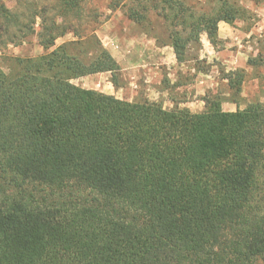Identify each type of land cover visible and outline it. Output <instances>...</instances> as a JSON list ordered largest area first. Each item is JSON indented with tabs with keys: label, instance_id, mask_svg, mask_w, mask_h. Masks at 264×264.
<instances>
[{
	"label": "trees",
	"instance_id": "1",
	"mask_svg": "<svg viewBox=\"0 0 264 264\" xmlns=\"http://www.w3.org/2000/svg\"><path fill=\"white\" fill-rule=\"evenodd\" d=\"M56 2L62 23H81V0ZM218 3L201 14L193 0H110L109 9L139 25L157 18L163 36L146 34L184 63L190 45L203 34L216 44L218 25L243 11ZM35 17L50 50L67 27L46 25L43 10ZM0 18L18 25L1 0ZM89 32L0 66V264L264 261V100L240 109L246 71L229 73L232 97L207 96L201 113L127 102L72 83L121 70ZM263 64L261 54L248 60ZM226 102L239 109L224 112Z\"/></svg>",
	"mask_w": 264,
	"mask_h": 264
},
{
	"label": "rangeland",
	"instance_id": "2",
	"mask_svg": "<svg viewBox=\"0 0 264 264\" xmlns=\"http://www.w3.org/2000/svg\"><path fill=\"white\" fill-rule=\"evenodd\" d=\"M81 1L84 14L81 23L76 24L74 20L61 22V18L56 16L57 12L54 10V7L57 6L56 0H1L5 9L18 20V25H8V23L2 22L0 18V30L3 31H0V38L5 42L0 46V66L7 69L9 60L13 58H37L47 55L64 44L78 41L79 39L77 40L71 32L82 34L84 37L91 34L89 31L93 29V35L97 37L101 45L119 60L121 70L115 75L104 73L73 80L72 83L80 88L115 96L127 102L149 100L153 103L162 104L166 110L182 109L179 104L171 108L167 102H190L195 97L200 98L203 92L206 94L205 99L207 96L218 94L221 95L222 99L223 97H232L229 95L231 92L225 77L234 71H228L224 66H219V69L213 70L216 74L215 72L212 73V67L217 65L216 63L213 64L211 60L201 58L203 53H200L199 44L190 45L185 58L187 61L194 60L193 63L196 64L199 71L208 72L211 77L216 75L212 77V80L209 79L211 84L200 87L196 77L182 75L179 79L181 81L172 85L168 80L170 71L166 70V66H161L158 52L152 47H148L145 41L147 39L155 40L146 34L151 28L163 36L165 29L162 28L161 21L153 17L151 25H139L127 17V9L110 10V0ZM226 1L240 3L242 6L243 11L238 16L237 21L233 23L237 27L240 25V29L249 31L264 22V0H257L258 3L251 0ZM193 2L194 6L198 5V14H201V11L210 12L219 8L218 0H193ZM41 10L44 11V18L47 20L46 25L53 19L57 21V25L67 27L66 34L58 38L55 47L50 50H46L39 40L43 24L42 20L36 19L35 16ZM85 30L88 32L85 33ZM259 43H261V48L258 50L260 52L251 56L250 59L258 57V54H261L264 59V34ZM158 45L162 46L160 43ZM92 49H95L94 46ZM88 52L90 51L88 50ZM245 71L246 84L248 82H253V84L248 89L244 87L246 84L243 85L241 97L238 98H241V109L245 108L251 101L264 100V64L256 67L250 66L249 70ZM111 83L117 86H113L114 84ZM178 84L189 86V88L175 90L174 88ZM256 264H264V261H259Z\"/></svg>",
	"mask_w": 264,
	"mask_h": 264
},
{
	"label": "crops",
	"instance_id": "3",
	"mask_svg": "<svg viewBox=\"0 0 264 264\" xmlns=\"http://www.w3.org/2000/svg\"><path fill=\"white\" fill-rule=\"evenodd\" d=\"M258 25L257 27L252 28L249 31H244L239 28L240 25H238L237 27L236 24L233 25V24H227L225 22H221L218 25V32H217L218 42L216 44L211 43V41L209 40L206 34H203L201 36L199 43L200 53H203V57L201 58L206 60H211L213 64L216 63L217 65L212 67V71H211L212 73H214L215 71L213 70H216L219 66H224L228 71L249 70L248 60L250 59L251 56L260 52L258 51L261 48L260 47L261 43L259 42L260 39L263 38V34H264V22H261V24ZM145 41L147 42L148 47H152L158 52L159 59H161L160 60L161 66L163 67L166 66L165 67L166 70L170 71V74L168 75L169 76L168 80L171 82L172 85L178 83L182 75H192L196 77L195 79L196 81H198V85H200V87L202 86L204 87L208 84H211L209 79L212 80V77L216 76L214 75L211 77L208 72L199 71L196 68V64L193 63L194 60L193 61L189 60L184 63H178L174 50L170 46H159L157 41L152 39L151 40L147 39ZM201 58L199 59L203 60ZM114 59L120 65L119 60H117V58L115 57ZM244 84H246V81L244 82ZM252 84L253 82H248L246 86L244 85L245 89H248ZM188 88L189 86H183V84H178L175 86L174 89L186 90ZM203 91H205L204 88ZM159 93L161 94V91H159ZM202 96H204V98H202ZM202 96L200 98L195 97V99L191 100L190 102L177 103L176 101H171L167 103L171 108L174 105L179 104L180 107L187 108L193 113L196 112L201 113L205 109V96H206L205 92H203ZM222 109L224 112L231 113V112H236L239 109V106L237 104L226 102L223 104Z\"/></svg>",
	"mask_w": 264,
	"mask_h": 264
}]
</instances>
